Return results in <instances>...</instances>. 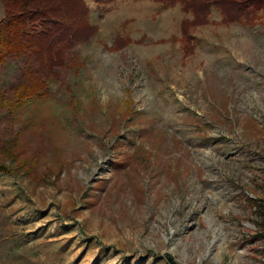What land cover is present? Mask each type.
Masks as SVG:
<instances>
[{
	"label": "rangeland",
	"instance_id": "1",
	"mask_svg": "<svg viewBox=\"0 0 264 264\" xmlns=\"http://www.w3.org/2000/svg\"><path fill=\"white\" fill-rule=\"evenodd\" d=\"M87 3L32 98L0 66V264H264V22L213 7L184 55L180 4Z\"/></svg>",
	"mask_w": 264,
	"mask_h": 264
},
{
	"label": "trees",
	"instance_id": "2",
	"mask_svg": "<svg viewBox=\"0 0 264 264\" xmlns=\"http://www.w3.org/2000/svg\"><path fill=\"white\" fill-rule=\"evenodd\" d=\"M5 16L0 20V66L10 55L24 53L31 67L24 71L23 82L13 91L21 99L32 98L47 86L44 77L55 73L56 66L68 62L66 52L77 43L88 41L98 31L90 18L87 0H1ZM112 4L115 0H95ZM164 8L181 5L185 16L180 23L183 54L196 48L194 31L211 22L213 7L225 24L233 22H264V0H155ZM143 40L141 39V42ZM129 39L117 35L114 47L123 49ZM36 65L37 68H36ZM41 70V71H40ZM45 72L44 74H41ZM46 74V75H45ZM3 171L10 167L0 164ZM263 215L264 204L260 206Z\"/></svg>",
	"mask_w": 264,
	"mask_h": 264
}]
</instances>
